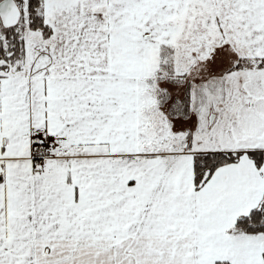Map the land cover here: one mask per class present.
<instances>
[{
	"label": "snow or ice",
	"instance_id": "obj_1",
	"mask_svg": "<svg viewBox=\"0 0 264 264\" xmlns=\"http://www.w3.org/2000/svg\"><path fill=\"white\" fill-rule=\"evenodd\" d=\"M0 264H264V0H0Z\"/></svg>",
	"mask_w": 264,
	"mask_h": 264
}]
</instances>
